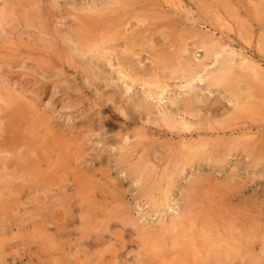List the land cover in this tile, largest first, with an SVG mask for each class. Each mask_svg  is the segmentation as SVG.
I'll list each match as a JSON object with an SVG mask.
<instances>
[{"label": "rangeland", "instance_id": "374dc122", "mask_svg": "<svg viewBox=\"0 0 264 264\" xmlns=\"http://www.w3.org/2000/svg\"><path fill=\"white\" fill-rule=\"evenodd\" d=\"M0 15V156L21 167L0 184V264H214L228 233L233 264H263L264 0H0Z\"/></svg>", "mask_w": 264, "mask_h": 264}, {"label": "bare ground", "instance_id": "6f19581e", "mask_svg": "<svg viewBox=\"0 0 264 264\" xmlns=\"http://www.w3.org/2000/svg\"><path fill=\"white\" fill-rule=\"evenodd\" d=\"M23 2V1H22ZM3 3V2H2ZM24 3V2H23ZM125 3V2H124ZM129 3V2H128ZM8 4V3H7ZM9 5V4H8ZM7 5V6H8ZM17 5H19V4H17ZM24 5V4H23ZM124 5V4H123ZM128 5V4H127ZM8 8V7H7ZM86 8V7H85ZM21 9V8H20ZM11 10V9H10ZM18 10V9H17ZM23 10V9H22ZM26 10V9H25ZM87 10V9H86ZM4 12V11H3ZM5 13V12H4ZM11 14V13H10ZM8 15V14H7ZM1 16V15H0ZM36 17V16H35ZM3 18V17H2ZM10 18V17H9ZM20 18V17H19ZM5 19V18H4ZM5 21V20H4ZM5 26V25H4ZM4 32V31H3ZM79 43H81V44H85L86 43V41L84 40V38L83 37H81V41H78ZM85 42V43H84ZM134 42V41H133ZM126 44V43H125ZM88 45V44H87ZM112 45V44H111ZM88 46H90V45H88ZM92 46V45H91ZM126 47V46H125ZM91 48V47H90ZM94 48V47H93ZM104 48V47H103ZM76 50V49H75ZM84 50V49H83ZM94 50V49H93ZM92 50V51H93ZM97 50V49H96ZM102 50H104V49H102ZM91 51V52H92ZM95 51H93V53H94ZM138 52V51H137ZM105 53V52H104ZM233 53V52H232ZM95 54V53H94ZM81 55V54H80ZM214 55V54H213ZM217 56H218V54H217ZM230 55H228V57H229ZM231 56H233V55H231ZM99 59V58H98ZM171 59V58H170ZM229 59H230V57H229ZM231 59H232V62L234 61L233 60V57H231ZM241 60H242V58H241ZM130 62V61H129ZM243 62V61H242ZM177 64H178V62H176ZM246 63V62H245ZM252 63V62H251ZM228 64V63H227ZM236 64V63H235ZM240 64H241V62H240ZM243 64V63H242ZM131 65V64H130ZM234 65V64H233ZM237 65V64H236ZM161 66V65H160ZM181 66V65H180ZM231 66V65H230ZM230 66H227V67H230ZM209 67V66H208ZM223 67V66H222ZM130 68H131V66H130ZM180 68V67H179ZM182 68H184V66L182 67L181 66V69ZM231 68V67H230ZM233 68V67H232ZM235 68V67H234ZM248 68V67H247ZM247 68H246V70H247ZM208 69V68H207ZM260 69H261V67H260ZM126 70V69H125ZM180 70V69H179ZM178 70V71H179ZM234 70V69H233ZM236 70V69H235ZM119 71V70H118ZM182 71H183V69H182ZM226 71H230V70H226ZM219 72H221V71H219ZM234 71H232V73H233ZM249 72V71H248ZM253 72V71H252ZM252 72H249V73H251V75H253L252 74ZM222 73V72H221ZM224 73V72H223ZM230 73V72H229ZM261 73H262V71H261ZM206 75V74H205ZM255 75V74H254ZM259 75H260V73H259ZM196 76H198V75H196ZM195 76V77H196ZM232 76H234V75H232ZM231 76V77H232ZM126 77V76H125ZM124 77V78H125ZM195 77H193V78H195ZM253 77V76H252ZM110 78V77H109ZM192 78V77H191ZM190 78V79H191ZM198 78V77H197ZM200 78V77H199ZM198 78V79H199ZM238 78V77H237ZM201 79V78H200ZM214 79H215V77H214ZM214 79H212V80H214ZM232 79V81L234 80L233 78H231ZM128 81H127V85L129 86V84H130V86H129V88L132 86L131 85V83H128L129 82V80H131V79H127ZM192 80V79H191ZM193 80H196V79H193ZM237 80V79H236ZM135 81V80H134ZM186 81H188V80H186ZM203 81V80H202ZM231 81V80H230ZM263 81H264V79H263ZM147 82V81H146ZM193 82V81H192ZM244 82V81H243ZM188 83H190V81H188ZM226 83V82H225ZM133 84V83H132ZM148 85H149V82L147 83ZM151 84H152V82H151ZM126 85V84H125ZM145 85V84H144ZM153 85H156V84H153ZM188 85V84H187ZM230 86H231V84H230ZM240 88V87H239ZM10 89V88H9ZM127 89V88H126ZM152 89V88H151ZM151 89H149V90H151ZM157 89H159V88H157ZM163 89V88H162ZM233 90V91H237L238 90V87H236L235 85H232V87H230V90ZM160 90V89H159ZM166 90V89H165ZM240 90V89H239ZM160 91H162V90H160ZM159 91V92H160ZM167 91V90H166ZM165 91V92H166ZM8 92V91H7ZM241 93V92H240ZM3 94V93H2ZM9 94V93H8ZM165 93H163V95H164ZM198 94V93H197ZM162 95V94H161ZM239 95V94H238ZM241 96H244V94L243 93H241ZM246 96H249L248 94H246ZM240 97V96H239ZM1 98V97H0ZM242 98V97H241ZM240 99V98H239ZM2 100H3V98H2ZM7 100H9V99H7ZM237 101H238V99H237ZM12 102V101H11ZM171 102V101H170ZM9 103V102H8ZM7 103H5V105H6ZM239 105V104H238ZM147 106V105H146ZM145 106L143 105V108H144ZM147 108H149V107H147ZM150 109V108H149ZM183 110H185V109H183ZM187 110V109H186ZM189 110V109H188ZM186 112V111H185ZM188 112V111H187ZM186 112V113H187ZM149 114V113H148ZM168 114H166V116H167ZM170 115V114H169ZM165 116V115H164ZM163 120H166V119H163ZM15 121V120H14ZM167 121H169V119H167ZM163 122V121H162ZM165 123H166V121H165ZM36 124V123H35ZM164 124V123H163ZM168 124V123H167ZM183 124V123H182ZM45 125V124H44ZM166 125V124H165ZM173 125V124H172ZM12 128V127H11ZM13 131V130H12ZM14 134V133H13ZM40 135H41V133H40ZM15 136H17V135H15ZM37 136V135H36ZM49 139V138H48ZM42 140V139H41ZM45 139H43V141H44ZM50 140V139H49ZM49 140H48V144H46L47 146L49 145ZM51 141V140H50ZM39 142V141H38ZM187 142V141H186ZM10 143V142H9ZM44 143V142H43ZM184 143V142H183ZM191 143V142H190ZM225 143V142H224ZM15 144V143H14ZM13 144V145H14ZM30 144V143H29ZM40 144V143H39ZM216 144V143H215ZM11 145V144H10ZM20 145V144H19ZM185 145V144H184ZM32 146V145H31ZM40 146V145H39ZM43 146H45V144L44 145H42V147ZM46 146V147H47ZM50 146V145H49ZM45 147V148H46ZM6 148L8 149V148H10L9 146H6ZM193 148V147H192ZM197 148V147H196ZM1 149V148H0ZM4 149V148H3ZM2 149V150H3ZM34 149V148H33ZM46 149H48V148H46ZM203 149V148H202ZM6 150V149H5ZM188 150V149H187ZM1 151V150H0ZM12 151V150H11ZM19 151V150H18ZM43 151V150H42ZM45 151V150H44ZM44 151L43 152H41V153H44ZM192 151V150H191ZM46 152H47V150L45 151V154H46ZM190 152V151H189ZM5 153V152H4ZM7 153H12V152H9L8 150H7ZM32 153V152H31ZM8 154V155H9ZM19 154V153H18ZM40 154V153H39ZM44 154V155H45ZM187 154V153H186ZM7 155V156H8ZM11 155V154H10ZM22 155V154H21ZM35 155H37V154H35ZM213 155V154H212ZM6 156V155H5ZM2 157V156H0V157H2V158H0V184L5 180L6 181V179L4 178L5 176L7 177L8 176V172H9V168L12 166V165H14L15 167H13V170L11 169V171L13 172V174L12 175H20L21 176V174H20V171H19V168H21L20 167V162L19 161H17V159L15 160V155H14V153H13V159L14 160H12V158H10V159H8V160H6V157ZM33 156V155H32ZM188 156V155H187ZM15 157V158H14ZM41 157V156H40ZM126 157V156H125ZM189 157V159L191 160V161H193L194 162V160L195 159H197V158H201V156H200V153L198 154V153H196V152H194V153H190V156H188ZM215 157V156H214ZM255 157H257V155L255 156ZM24 158V157H23ZM33 158H36L35 156L33 157ZM37 158H38V155H37ZM204 158V157H203ZM212 159V158H211ZM210 159V160H211ZM252 159V158H251ZM255 160H256V158H254ZM20 160V159H19ZM38 160H40L41 161V158L40 159H38ZM45 160V159H44ZM58 160V159H57ZM206 160V159H205ZM218 160H219V158H218ZM32 161V160H31ZM30 161V162H31ZM209 161V160H208ZM259 161V160H258ZM41 162H43V161H41ZM123 162V161H122ZM125 162H127V161H125ZM189 162V161H188ZM218 162V161H217ZM255 162V161H254ZM34 163V162H33ZM40 163V162H39ZM124 163V162H123ZM180 163V162H179ZM182 163V162H181ZM253 163V162H252ZM49 164V163H48ZM53 164V163H52ZM218 164V163H217ZM253 164H255V163H253ZM38 165V164H37ZM256 165V164H255ZM33 166V165H32ZM216 166V165H215ZM25 167V166H24ZM31 167V166H30ZM34 168L36 167V166H33ZM38 167V166H37ZM34 168H32V169H34ZM23 169V168H22ZM36 169H38V168H36ZM133 169V168H132ZM131 169V170H132ZM21 170V169H20ZM138 170V169H137ZM145 170H146V168H145ZM145 170L143 171V172H145ZM141 172H142V169H141ZM10 173V172H9ZM30 173V172H29ZM25 174V173H24ZM31 174V173H30ZM33 174V173H32ZM140 174V173H139ZM34 175V174H33ZM167 175V174H166ZM24 176V175H23ZM22 176V177H23ZM143 176V175H142ZM21 177V178H22ZM144 177H146V176H144ZM10 178V177H9ZM12 178H15V176L14 177H12ZM21 178H20V180H21ZM24 178V177H23ZM38 178V177H37ZM3 179V180H2ZM18 179H19V177H18ZM88 179H89V177H88ZM87 179V180H88ZM140 179V178H139ZM14 180V179H13ZM24 180V179H23ZM137 180V179H136ZM10 181L11 180H9V184H10ZM15 181H17V179H15ZM19 181V180H18ZM91 181V180H90ZM90 181H89V183H90ZM170 181V180H169ZM12 183H13V181H12ZM15 183V182H14ZM35 183V182H34ZM83 183V182H82ZM4 184V183H3ZM84 184V186H86L87 185V183L85 184V183H83ZM169 184V183H168ZM5 185H6V183H5ZM235 185V184H234ZM3 186V185H2ZM15 188V191L17 190V186L16 187H14ZM35 188V187H34ZM60 188V187H59ZM2 190H3V187L1 188ZM56 189V188H55ZM58 189V188H57ZM93 189V188H92ZM12 190V189H11ZM4 191H5V189H4ZM8 191H9V189H8ZM14 191V190H13ZM14 191V192H15ZM18 191V190H17ZM43 191V190H42ZM13 192V193H14ZM21 192V191H20ZM48 192H49V190H48ZM82 192V191H81ZM86 192V191H85ZM62 193V192H61ZM84 193V192H83ZM58 194V193H57ZM56 194V195H57ZM2 195H3V193H2ZM11 195H13V194H11ZM16 195V194H15ZM54 195V194H53ZM60 195V194H59ZM59 195H57V196H59ZM88 195V194H87ZM237 195V194H236ZM5 196H7V193H6V195ZM52 196V195H51ZM62 196V195H61ZM170 196V195H169ZM12 197V196H11ZM16 197V196H15ZM3 198H5V197H3ZM52 197H50V199H51ZM59 198V197H58ZM230 198V197H229ZM16 199V198H15ZM17 199H18V197H17ZM68 199V198H67ZM89 199V198H88ZM164 199V198H163ZM58 200V199H57ZM56 200V201H57ZM90 200V199H89ZM21 201V200H20ZM73 201V200H72ZM170 201V200H169ZM6 202V201H5ZM50 202V201H49ZM67 202H68V200H67ZM8 204V203H7ZM50 204V203H49ZM66 204V203H65ZM166 203H164V205H165ZM62 205V204H61ZM160 205H163L162 203L160 204ZM159 205V206H160ZM0 206H2V205H0ZM4 206V205H3ZM2 206V207H3ZM45 206H47V205H45ZM44 206V207H45ZM55 206H57V205H55ZM60 206V205H59ZM66 206V205H65ZM118 206V205H117ZM120 206V205H119ZM151 206V205H150ZM167 206V208L168 207H170L168 204L166 205ZM165 206V207H166ZM1 207V208H2ZM177 207V206H176ZM46 208V207H45ZM64 208V207H63ZM87 209V208H86ZM110 209V208H109ZM169 209V208H168ZM67 210V209H66ZM73 210V209H72ZM153 210V209H152ZM171 210V209H170ZM123 211V210H122ZM125 211V210H124ZM131 211V210H130ZM161 211V210H160ZM159 212V211H158ZM76 213V212H75ZM117 214H119V213H117ZM122 214V216H121V220H122V222L123 223H131L132 224V222H131V219L130 218H128L129 216H126L127 214H126V212L124 213H120L119 214V216ZM159 215V214H158ZM163 215V214H162ZM184 215V214H183ZM2 216V215H1ZM180 216V215H179ZM188 216V215H187ZM237 216V215H236ZM75 217V216H74ZM228 217V216H227ZM242 218H241V220H237V219H234L233 220V224L234 225H236V226H239V228H241L242 230V233H240L241 235H244V232H247V236L248 237H246V235H245V237L248 239V243L250 242V246L251 247H254V246H256L258 243L257 242H255V241H249L250 240V237H253V238H256V232L260 229L259 228V226H249V224H251V223H249L248 225L246 224V219H245V217L242 215L241 216ZM158 218V217H157ZM161 218V217H160ZM57 220V219H56ZM118 220H120V219H118ZM137 220V219H136ZM250 220V219H249ZM44 221V220H43ZM69 221V220H68ZM48 222V221H47ZM172 223L174 222V221H171ZM178 222H180V221H178ZM177 222V223H178ZM122 223V224H123ZM176 223V224H177ZM229 223V222H228ZM258 223V222H257ZM134 224V223H133ZM230 224V223H229ZM228 224V225H229ZM232 224V225H233ZM254 224V223H253ZM263 224V223H262ZM56 225H57V223H56ZM85 225V224H84ZM120 225V224H119ZM228 225L226 226V230H227V228L228 229H230V227H228ZM231 225V226H232ZM3 226V225H2ZM59 226V225H58ZM134 226V225H133ZM169 227V226H168ZM59 228V227H58ZM136 228V227H135ZM48 229V228H47ZM224 229H225V227H224ZM237 229V228H236ZM247 229L249 230V231H247ZM134 230H136V229H134ZM238 230V229H237ZM45 232H46V230H44ZM89 231V230H88ZM92 231V230H91ZM142 231V230H141ZM145 231V230H144ZM207 231V230H206ZM229 231H231V230H229ZM43 232V231H42ZM48 232V231H47ZM188 232V231H187ZM217 232V231H216ZM234 232H236L235 231V229H234ZM220 233L222 234V232L220 231ZM224 233V232H223ZM231 233V232H230ZM74 234V233H73ZM116 234V233H115ZM219 234V233H218ZM224 234H227V232L226 233H224ZM229 234V233H228ZM227 234V235H228ZM249 234V235H248ZM48 235V234H47ZM89 235V234H88ZM150 234H145L144 232L142 233V237H144V240L145 239H147V240H145V242H144V246H143V244H141V246H143L145 249H146V251H148V250H150L149 248H151L152 250H153V248L155 249L156 247L158 248L159 247V241L161 240L160 238H162V237H159V236H149ZM206 235V234H205ZM215 235H216V233H215ZM227 235H225V236H223V235H216L217 237H221L219 240H218V242L216 243H213V246L215 245V246H220L221 244V251L220 252H217V253H215V255H213V262H214V264H233V262H234V260H236L237 258H243L244 259V257H243V255L241 254V253H239L238 251V249L236 248V244H232L231 242V240H233V237L232 236H227ZM240 235V236H241ZM70 236H72V235H70ZM132 236V235H131ZM138 236V235H137ZM165 236V235H164ZM190 236V235H189ZM239 236V235H238ZM108 237V236H107ZM128 237H129V235H128ZM141 237V238H142ZM216 237V238H217ZM229 237V238H228ZM187 238V237H186ZM189 238V237H188ZM240 238H242V237H240ZM208 239V238H207ZM95 240V239H94ZM98 240H100V238L98 239ZM131 240V239H130ZM133 240V239H132ZM131 240V241H132ZM187 240H189V239H187ZM245 240V239H244ZM243 240V241H244ZM264 240V239H263ZM106 241V240H105ZM190 241V240H189ZM234 241H237V240H234ZM83 242V241H82ZM85 242V241H84ZM87 242H88V240H87ZM161 242V241H160ZM205 242V241H204ZM96 243H99L98 241H96ZM104 243V242H103ZM247 243V242H246ZM85 244V243H84ZM83 244V245H84ZM47 245H48V243H47ZM89 245V244H88ZM211 245V244H210ZM85 246V245H84ZM238 247V246H237ZM159 248H161V247H159ZM194 249V248H193ZM60 250V249H59ZM74 250V249H73ZM162 250V249H161ZM195 250V249H194ZM260 250V249H259ZM72 251V250H71ZM160 251V250H159ZM196 251V250H195ZM237 251V252H236ZM66 252V251H65ZM122 252V251H121ZM171 252V251H170ZM210 252V251H209ZM249 252H251L250 250H249ZM150 253V252H149ZM160 253H162V251L160 252ZM237 253V254H236ZM243 253H244V251H243ZM252 253V252H251ZM256 253V252H255ZM62 254V253H61ZM81 254V253H80ZM147 254V253H146ZM246 254H247V252H246ZM67 255V254H66ZM124 255V254H123ZM258 255V254H257ZM147 256L148 257H150L148 254H147ZM252 256V255H251ZM250 256V257H251ZM2 257V256H1ZM115 259H117L118 257H119V259H121V257L120 256H118L117 254H115L114 256H113ZM196 257V256H195ZM206 258H208V254L205 256ZM255 257V256H254ZM100 258V257H99ZM258 258V257H257ZM201 259H202V257H201ZM209 259V258H208ZM252 259V258H251ZM260 259V258H259ZM262 259V258H261ZM93 260V259H92ZM99 260V259H98ZM144 261H146L145 259H143ZM158 260V259H157ZM255 260V259H254ZM186 261V260H185ZM73 262V261H72ZM96 262V261H95ZM101 262H102V259H101ZM154 262V261H153ZM163 262H164V259H163ZM98 263V262H97ZM103 263V262H102ZM159 263H160V261H159ZM162 263V262H161ZM160 263V264H161ZM254 263H255V261H254ZM253 263V264H254ZM107 264H109V263H107ZM122 264H127L125 261L122 263ZM210 264V263H209ZM263 264H264V262H263Z\"/></svg>", "mask_w": 264, "mask_h": 264}]
</instances>
